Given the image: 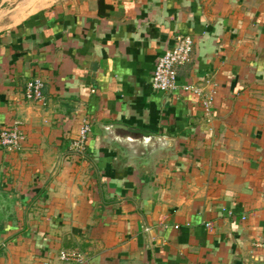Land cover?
I'll list each match as a JSON object with an SVG mask.
<instances>
[{
  "label": "crops",
  "instance_id": "crops-1",
  "mask_svg": "<svg viewBox=\"0 0 264 264\" xmlns=\"http://www.w3.org/2000/svg\"><path fill=\"white\" fill-rule=\"evenodd\" d=\"M179 35L195 47L178 83L210 113L152 86ZM37 78L42 102L25 96ZM16 120L0 264H264V0H0V130ZM114 124L162 138L138 150Z\"/></svg>",
  "mask_w": 264,
  "mask_h": 264
},
{
  "label": "built area",
  "instance_id": "built-area-1",
  "mask_svg": "<svg viewBox=\"0 0 264 264\" xmlns=\"http://www.w3.org/2000/svg\"><path fill=\"white\" fill-rule=\"evenodd\" d=\"M195 40L191 35H179L175 44L169 48L158 60L152 78V86L155 90L168 93L179 88L192 89L201 96L203 109L210 113L213 96L203 89H195L191 85L180 86L178 83L179 69L191 62ZM44 83L37 78L31 80L26 85L25 96L27 99L42 102ZM92 133V126L87 118L82 120L78 136L69 144L68 152L80 157H85L87 153L88 140ZM27 135L23 123L19 120L13 121L0 130V144L7 151L17 152L24 148ZM60 258L63 261H85V255L78 250L62 251Z\"/></svg>",
  "mask_w": 264,
  "mask_h": 264
},
{
  "label": "water",
  "instance_id": "water-1",
  "mask_svg": "<svg viewBox=\"0 0 264 264\" xmlns=\"http://www.w3.org/2000/svg\"><path fill=\"white\" fill-rule=\"evenodd\" d=\"M108 129L112 132L114 137L128 138L133 140V142H136L138 150H141V148H144V146L149 148V144L153 145L152 143L160 141L162 138L152 131L144 129H133L121 124L111 125L108 127Z\"/></svg>",
  "mask_w": 264,
  "mask_h": 264
},
{
  "label": "trees",
  "instance_id": "trees-1",
  "mask_svg": "<svg viewBox=\"0 0 264 264\" xmlns=\"http://www.w3.org/2000/svg\"><path fill=\"white\" fill-rule=\"evenodd\" d=\"M103 5H104V3L101 1V14H105L104 10H102V8L105 7ZM106 7H108V6H106Z\"/></svg>",
  "mask_w": 264,
  "mask_h": 264
}]
</instances>
